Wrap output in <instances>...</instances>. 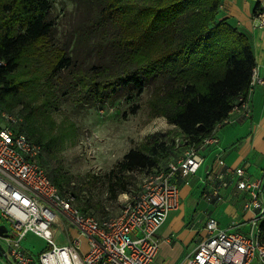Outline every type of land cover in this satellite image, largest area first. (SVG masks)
Returning <instances> with one entry per match:
<instances>
[{"label": "trees", "instance_id": "16d2710c", "mask_svg": "<svg viewBox=\"0 0 264 264\" xmlns=\"http://www.w3.org/2000/svg\"><path fill=\"white\" fill-rule=\"evenodd\" d=\"M71 2L60 28L51 0H0V109L22 116L18 130L41 146V166L43 152L51 156L58 142L52 107L60 95L112 105L146 89L152 115L189 145L246 98L254 53L247 36L218 17L221 0ZM260 10L257 3L253 14ZM156 136L126 152L118 170L153 169L171 150L178 156L174 139ZM46 172L94 214L79 205L72 177ZM114 176L109 188L116 195L114 184L124 191L126 181Z\"/></svg>", "mask_w": 264, "mask_h": 264}, {"label": "built area", "instance_id": "2783aa9c", "mask_svg": "<svg viewBox=\"0 0 264 264\" xmlns=\"http://www.w3.org/2000/svg\"><path fill=\"white\" fill-rule=\"evenodd\" d=\"M252 26L264 28V11L252 15ZM264 79L252 69L245 99L232 110L249 111V96ZM21 115L0 109V220L7 222L2 236L6 264H151L160 238L158 231L168 213L179 206L180 184L197 174L204 163L201 147L217 146V131L224 118L198 145L178 135L180 147L176 159L149 172L140 191L126 201L120 211L102 219L82 211L70 192H62L38 162L41 146L30 140L18 125ZM202 198L208 202L225 200L222 191L231 187L232 195L242 194L241 210L252 215L247 222L228 227L207 217L206 234L187 255L183 264H264V169L251 177L245 165H231L220 154L199 176ZM76 230L66 243L54 239L52 224ZM243 227V228H242ZM32 233L45 240L46 246L36 259L25 252L21 242Z\"/></svg>", "mask_w": 264, "mask_h": 264}, {"label": "rangeland", "instance_id": "374dc122", "mask_svg": "<svg viewBox=\"0 0 264 264\" xmlns=\"http://www.w3.org/2000/svg\"><path fill=\"white\" fill-rule=\"evenodd\" d=\"M51 1L61 28L63 15L72 9L73 4L71 0ZM148 97L149 93L145 89L138 95L118 99L112 105H81L68 93L67 97L60 95L56 105L52 107L54 134L57 135L55 141L58 142L51 156L43 152L41 163L46 171L59 169L72 177L70 186L77 194L79 205L87 206L99 219L117 214L122 205L140 191L143 179L149 172L162 168L168 160L178 157L177 153L171 150L153 169H136L122 173L118 170V162L124 154L132 148H138L146 140H152L154 133H157L156 138L166 143L171 139H174L175 143L178 136L165 118L152 115ZM115 173L126 181V189L119 191L120 184H114L117 192L113 195L109 187L110 183L115 181ZM238 208V203L224 200L217 210L213 211V215L225 221L233 216ZM1 223L10 230L7 222L0 220ZM51 228L57 242L66 243L69 240L70 230L62 226L59 219H56ZM177 237L173 238L172 247L162 242L159 244L157 256L151 264L180 263L194 244L186 246ZM21 244L33 253L46 246L45 240L32 233H28ZM0 264H5L1 258Z\"/></svg>", "mask_w": 264, "mask_h": 264}, {"label": "crops", "instance_id": "0c3cea01", "mask_svg": "<svg viewBox=\"0 0 264 264\" xmlns=\"http://www.w3.org/2000/svg\"><path fill=\"white\" fill-rule=\"evenodd\" d=\"M257 3L258 8L264 11V0H221L218 17L225 18L228 23L247 36L254 53L257 75L264 79V28H254L251 20L253 9ZM225 119L226 122H223L217 131L218 145L201 147L199 152L204 157L202 167L195 176L181 181L179 206L168 213L159 229L157 234L160 243L172 247L173 238L178 236L177 238L186 246L193 243V250L198 241L206 234L205 221L207 217H213L218 220L220 226L228 227L247 222L252 215L250 212L241 210L242 194L232 195V189L229 187L222 191V195L230 203H238L240 208L225 221L216 218L213 211H216L224 200L221 202L204 200L202 198L203 185L199 176L203 174L205 166L211 163L216 154H220L228 164L245 165L247 173L251 177L261 174L264 169V84H257L253 87L249 96V111L247 113L242 109H231ZM69 230L70 234L77 233L72 227ZM1 241H4L2 236H0V245L5 249V244ZM44 247L33 253L27 247L22 246L23 250L35 259ZM191 251L186 252L179 264L184 263ZM0 258L6 264L4 256L0 255Z\"/></svg>", "mask_w": 264, "mask_h": 264}, {"label": "water", "instance_id": "95a60500", "mask_svg": "<svg viewBox=\"0 0 264 264\" xmlns=\"http://www.w3.org/2000/svg\"><path fill=\"white\" fill-rule=\"evenodd\" d=\"M207 166H205V169ZM6 234V225L4 223L0 224V236H3ZM4 253V248L0 245V255Z\"/></svg>", "mask_w": 264, "mask_h": 264}]
</instances>
